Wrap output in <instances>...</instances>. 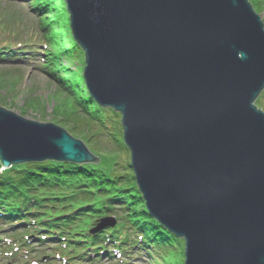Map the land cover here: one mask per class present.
<instances>
[{"label":"water","instance_id":"water-1","mask_svg":"<svg viewBox=\"0 0 264 264\" xmlns=\"http://www.w3.org/2000/svg\"><path fill=\"white\" fill-rule=\"evenodd\" d=\"M66 3L88 89L121 113L148 210L185 239L184 264H264V21L251 1ZM49 159L96 156L0 105V171Z\"/></svg>","mask_w":264,"mask_h":264},{"label":"trees","instance_id":"trees-1","mask_svg":"<svg viewBox=\"0 0 264 264\" xmlns=\"http://www.w3.org/2000/svg\"><path fill=\"white\" fill-rule=\"evenodd\" d=\"M32 1L39 14L55 13V16L48 15L49 23L40 22L49 46L45 53L46 68L58 69L62 65L59 70L75 69L64 58L76 57L78 49L83 48L67 20L66 0ZM262 1L253 0L259 8ZM20 50L0 44V61L20 60L19 53H24ZM50 72L58 79L65 97L64 108L60 107V112L55 109L60 114L57 115L59 122L73 135L95 141L100 147L92 149L96 160L76 163L49 159L3 169L0 171V220L15 228L23 226L27 235L42 233L37 236L39 241L56 243L54 248L60 250L58 257L66 263L76 258L100 261L104 254L128 262L136 250L145 249L154 257L151 264H175L178 253L183 257L177 260L178 264H184L185 240L149 212L131 161L120 162L116 157L119 151L130 150L124 139L120 112L100 105L93 98L83 71L75 73V78L74 75L59 78L56 71ZM57 101L62 104L61 99ZM23 112L26 113L25 107ZM109 121L113 130L108 135L118 143L119 151L100 145L108 133ZM99 155L105 156V160L99 161ZM110 216L116 218V224L101 227L103 219ZM12 250L20 249L12 247Z\"/></svg>","mask_w":264,"mask_h":264},{"label":"rangeland","instance_id":"rangeland-1","mask_svg":"<svg viewBox=\"0 0 264 264\" xmlns=\"http://www.w3.org/2000/svg\"><path fill=\"white\" fill-rule=\"evenodd\" d=\"M250 1L264 21V1L259 4L261 8L257 7L253 0ZM38 12L32 0H0V43L16 45L15 47H20V51L24 50V53L18 51L20 52V60L14 62L0 61V105L27 118L41 122L51 121L68 129L66 125L59 122L57 115L60 114L55 112L57 108L58 110L60 107L64 108L65 97L64 92L59 89L60 83L58 79L50 70L56 71L59 78L71 77L78 71H84L86 54L83 49L79 48L76 57L64 58V61L75 69L64 70L61 68L59 70L62 67L61 65L58 69L57 67H48L50 68L48 70L45 65L47 64L45 61L47 56L44 55L48 45H46L47 41L44 38L46 33L40 27V22L49 23L51 19L48 18V15L55 16V13L38 14ZM67 20H70V15ZM56 99H61L62 104H59ZM29 100L33 102L30 101L27 108L26 103ZM256 104L264 110V90L258 97ZM24 107L26 113L23 112ZM109 123L110 127L106 130L108 133L102 138L103 145H100L102 147L107 145L112 151L114 149L119 151L118 143L113 141L111 135H108L113 130L111 121ZM74 136L83 139L80 135ZM85 142L91 148V151L98 147L94 144L95 141ZM116 157L120 162H124L125 159L131 161L130 150L119 151ZM102 158L99 155V161L101 159L105 160L106 157L102 156ZM23 230V226L15 228L9 223H4L0 220V264H34L32 263L33 260H36L35 264H151L154 261V257L150 252L144 249L136 250L134 258L128 259V262H122L117 258L104 254L101 256L100 262L94 259L89 260L88 258H74L75 260L70 259L73 260L70 263H64L63 259L54 256L58 254L57 251H60L58 248H53L56 247V243L39 241L37 236L42 233L30 234L28 245H21L25 239L15 244V240L27 235ZM15 245L21 246L18 254L10 256L2 253L3 250L12 249ZM181 259L183 257L178 253L174 258L175 264H178L177 260L181 261Z\"/></svg>","mask_w":264,"mask_h":264},{"label":"bare ground","instance_id":"bare-ground-1","mask_svg":"<svg viewBox=\"0 0 264 264\" xmlns=\"http://www.w3.org/2000/svg\"><path fill=\"white\" fill-rule=\"evenodd\" d=\"M85 61H86V58H85Z\"/></svg>","mask_w":264,"mask_h":264}]
</instances>
